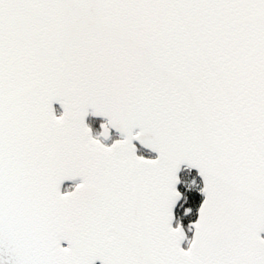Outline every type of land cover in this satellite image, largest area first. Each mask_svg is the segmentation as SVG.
Wrapping results in <instances>:
<instances>
[{
    "label": "snow or ice",
    "instance_id": "6c2138e0",
    "mask_svg": "<svg viewBox=\"0 0 264 264\" xmlns=\"http://www.w3.org/2000/svg\"><path fill=\"white\" fill-rule=\"evenodd\" d=\"M97 262L264 264V0H0V264Z\"/></svg>",
    "mask_w": 264,
    "mask_h": 264
},
{
    "label": "water",
    "instance_id": "95a60500",
    "mask_svg": "<svg viewBox=\"0 0 264 264\" xmlns=\"http://www.w3.org/2000/svg\"><path fill=\"white\" fill-rule=\"evenodd\" d=\"M56 107H58V105H56ZM97 264H99V262H97Z\"/></svg>",
    "mask_w": 264,
    "mask_h": 264
}]
</instances>
